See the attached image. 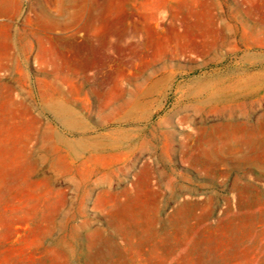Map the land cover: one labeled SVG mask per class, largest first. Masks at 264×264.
<instances>
[{
    "label": "rangeland",
    "instance_id": "obj_1",
    "mask_svg": "<svg viewBox=\"0 0 264 264\" xmlns=\"http://www.w3.org/2000/svg\"><path fill=\"white\" fill-rule=\"evenodd\" d=\"M0 264H264V0H0Z\"/></svg>",
    "mask_w": 264,
    "mask_h": 264
}]
</instances>
